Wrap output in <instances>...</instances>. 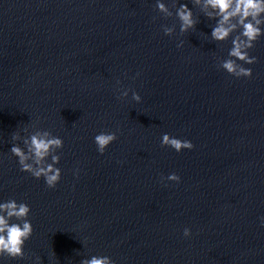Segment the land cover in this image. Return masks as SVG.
I'll list each match as a JSON object with an SVG mask.
<instances>
[{
	"label": "water",
	"instance_id": "obj_1",
	"mask_svg": "<svg viewBox=\"0 0 264 264\" xmlns=\"http://www.w3.org/2000/svg\"><path fill=\"white\" fill-rule=\"evenodd\" d=\"M163 2L170 16L156 0H0V202L27 203L33 228L0 264H264V34L235 77L220 63L236 33L212 40L203 0H175L196 21L181 33ZM37 131L63 141L52 188L10 153ZM101 131L117 135L103 154Z\"/></svg>",
	"mask_w": 264,
	"mask_h": 264
},
{
	"label": "clouds",
	"instance_id": "obj_2",
	"mask_svg": "<svg viewBox=\"0 0 264 264\" xmlns=\"http://www.w3.org/2000/svg\"><path fill=\"white\" fill-rule=\"evenodd\" d=\"M193 4L200 5L201 0H193ZM173 5L175 15L180 21V32L184 33L196 23L192 10L186 3H180L176 7L175 0H173ZM155 7L166 16L172 14L163 0H156ZM203 8L211 9L204 15L215 20L210 34L212 40L226 41L231 34L236 33L231 40L232 46L228 50L227 58L221 60L220 68L235 77H250L252 69L244 67L238 61L245 64L256 62V57L250 56L248 50L253 48L254 42L264 34L261 28L264 24V15H262L264 14V0H203ZM161 27L166 35H171L175 28L164 25ZM182 43L183 41L180 42ZM127 95L128 90L120 93V96ZM132 99L139 102L141 97L137 92L132 91ZM116 139L115 132H99L94 136L97 151L103 154L106 147ZM12 140L18 141L19 135L13 133ZM22 143L23 147L18 143H13L10 148V153L17 158L20 170L30 173L37 179L43 177L48 187H55L61 177V169L55 165L60 159L56 150L63 147L62 139L53 136L48 131H37L24 138ZM161 144L170 146L177 152L182 148L191 149L193 147L189 140L171 137L167 133L162 135ZM166 179L178 182L180 177L176 173H170ZM29 212L30 206L23 201L17 202L10 198L0 202V255L11 258L25 256L23 246L33 232L31 222L27 219ZM262 225H264V219H262ZM183 235L189 236L190 229L184 228ZM39 259L37 257V261ZM79 264H115V262L108 256L92 255L90 258L81 259Z\"/></svg>",
	"mask_w": 264,
	"mask_h": 264
}]
</instances>
